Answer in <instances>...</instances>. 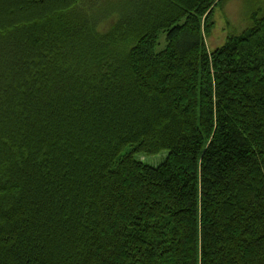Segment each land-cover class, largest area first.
<instances>
[{
  "label": "trees",
  "instance_id": "16d2710c",
  "mask_svg": "<svg viewBox=\"0 0 264 264\" xmlns=\"http://www.w3.org/2000/svg\"><path fill=\"white\" fill-rule=\"evenodd\" d=\"M225 1L0 0V264H264V4L209 50Z\"/></svg>",
  "mask_w": 264,
  "mask_h": 264
},
{
  "label": "rangeland",
  "instance_id": "374dc122",
  "mask_svg": "<svg viewBox=\"0 0 264 264\" xmlns=\"http://www.w3.org/2000/svg\"><path fill=\"white\" fill-rule=\"evenodd\" d=\"M113 1V0H111ZM264 0H226L218 6L212 15L214 27L209 36H206L205 43L209 50L221 47L229 36L239 34L248 26V18L254 7L262 6ZM160 46L157 50L165 47L164 35L160 37ZM167 153L158 156L137 157L138 160L150 166H158Z\"/></svg>",
  "mask_w": 264,
  "mask_h": 264
}]
</instances>
